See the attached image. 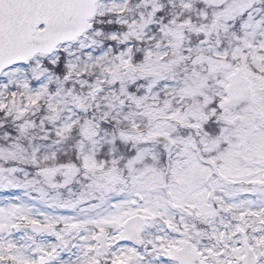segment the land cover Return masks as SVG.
Instances as JSON below:
<instances>
[{"label": "rangeland", "instance_id": "1", "mask_svg": "<svg viewBox=\"0 0 264 264\" xmlns=\"http://www.w3.org/2000/svg\"><path fill=\"white\" fill-rule=\"evenodd\" d=\"M96 8L81 37L0 74V110L18 124L0 144V264L43 252L47 264H177L165 250L183 241L198 264H243L244 240L264 264V0ZM102 12L115 24L95 28ZM236 72L250 95L227 108ZM135 214L148 219L137 244L119 242Z\"/></svg>", "mask_w": 264, "mask_h": 264}, {"label": "water", "instance_id": "2", "mask_svg": "<svg viewBox=\"0 0 264 264\" xmlns=\"http://www.w3.org/2000/svg\"><path fill=\"white\" fill-rule=\"evenodd\" d=\"M98 0H0V73L10 65L28 61L36 54L53 52L58 44L72 41L89 27V20L96 12ZM214 6H222L228 0H208ZM230 98L223 103L234 107L248 98V80L239 72L228 77ZM264 166V160L260 162ZM146 221L134 215L124 223L121 241L136 242ZM32 229L37 234H54L49 225L34 222ZM96 240L107 246L104 238ZM244 264H255L253 251L245 242ZM168 255L179 264H197L201 254L192 243H183L181 248L170 247ZM46 254V253H45ZM54 255H46L40 264L51 261Z\"/></svg>", "mask_w": 264, "mask_h": 264}, {"label": "trees", "instance_id": "3", "mask_svg": "<svg viewBox=\"0 0 264 264\" xmlns=\"http://www.w3.org/2000/svg\"><path fill=\"white\" fill-rule=\"evenodd\" d=\"M106 15H108L107 12H102V13H99V15H97L96 18L93 19V22L95 24V26H94L95 28H97L99 24L105 25V24H107V22L110 25L115 24V23H112V22L109 23V20L106 18ZM108 42H111V41L108 40ZM64 60H65V56L61 55V56L58 57L57 61L54 64H50V66L53 68V72L52 73H54V74L60 73V75L64 73V71H65ZM8 104H10V103H8ZM6 112H8L7 109L6 110H0V144L1 143L2 144H8L6 139L10 140V138H11L8 131L12 130V133H14L17 130L16 126L18 125V124H16V125L14 124L11 127L12 120H10V118H8ZM39 112H40V115L34 116L32 118H28L30 120H33L32 123L36 124L37 126L40 124V121L43 119V115L46 113L44 110H41ZM98 119L101 122H104V120L101 119L100 117H98ZM25 122H27V121H25ZM47 125L49 126L50 124L47 123ZM68 146H69V144H67V147ZM75 155H76V151H74L71 154V158L70 159H74L75 160L76 159Z\"/></svg>", "mask_w": 264, "mask_h": 264}, {"label": "flooded vegetation", "instance_id": "4", "mask_svg": "<svg viewBox=\"0 0 264 264\" xmlns=\"http://www.w3.org/2000/svg\"><path fill=\"white\" fill-rule=\"evenodd\" d=\"M218 118H217V116H211V118H206V119H204V122L203 123H209V122H213V121H216ZM212 134H214V133H216L217 132V128H215V130H211L210 131ZM214 132V133H213ZM197 133V132H196ZM194 134V136L196 137V134H195V132L193 133ZM198 134V133H197ZM216 135V134H215ZM198 141H199V139H198ZM200 145V144H199ZM198 147H202L201 145L200 146H198ZM260 158H263V156H261Z\"/></svg>", "mask_w": 264, "mask_h": 264}]
</instances>
